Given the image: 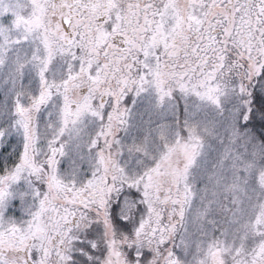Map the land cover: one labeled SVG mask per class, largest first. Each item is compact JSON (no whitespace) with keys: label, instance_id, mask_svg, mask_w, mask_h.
<instances>
[{"label":"snow or ice","instance_id":"obj_1","mask_svg":"<svg viewBox=\"0 0 264 264\" xmlns=\"http://www.w3.org/2000/svg\"><path fill=\"white\" fill-rule=\"evenodd\" d=\"M0 264H264V0H0Z\"/></svg>","mask_w":264,"mask_h":264}]
</instances>
